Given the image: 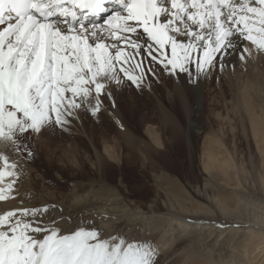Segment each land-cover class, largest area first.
<instances>
[{"label":"snow or ice","instance_id":"obj_1","mask_svg":"<svg viewBox=\"0 0 264 264\" xmlns=\"http://www.w3.org/2000/svg\"><path fill=\"white\" fill-rule=\"evenodd\" d=\"M253 49L264 53V0H0V201L16 191L8 154L31 161L33 141L116 109L121 74L141 93L165 74L196 85ZM47 212L0 214V264H157L148 243L104 240L94 226L64 234L38 219Z\"/></svg>","mask_w":264,"mask_h":264},{"label":"rangeland","instance_id":"obj_2","mask_svg":"<svg viewBox=\"0 0 264 264\" xmlns=\"http://www.w3.org/2000/svg\"><path fill=\"white\" fill-rule=\"evenodd\" d=\"M259 54L255 51L256 58ZM242 63L238 58L236 66ZM229 76L232 79L214 72L213 83L203 89L202 115L192 113L180 121L189 149L178 142L171 149V141L161 136L166 157H151L158 170L141 152L152 142L144 129L147 125L158 129L161 121L150 115L154 105L145 101L142 108L140 92L123 82L116 104L132 133L134 151L103 114L98 120L73 121L70 133H47L41 137V147L33 149L35 158L18 164L16 191L0 202L8 204L7 210L0 204V214L47 207L38 219L47 224L54 218L64 234L77 226H94L104 240L122 239L125 246L148 243L157 252V264H264V252H258L264 227L249 223L252 216L241 209L264 215V130L254 136L248 118L238 111L250 106L264 125V113L253 100L261 101L264 109V95L249 94L245 74L234 70ZM245 101H249L246 107ZM191 105L196 110L195 101ZM212 138L217 167L206 171L200 157ZM107 146L115 161L105 156ZM225 160L229 165H223Z\"/></svg>","mask_w":264,"mask_h":264},{"label":"bare ground","instance_id":"obj_3","mask_svg":"<svg viewBox=\"0 0 264 264\" xmlns=\"http://www.w3.org/2000/svg\"><path fill=\"white\" fill-rule=\"evenodd\" d=\"M104 18L105 17L103 16V19ZM92 19L93 18H89L88 21H85V24L90 26ZM96 22L100 23L99 20H97ZM141 39L143 40V37ZM184 42H186V40ZM109 43H111V41H109ZM244 43L247 45L248 42H244ZM169 55H170V49H169ZM137 59H139V57H137ZM263 60H264V55L262 53H260L256 58L255 51L252 50V55L248 56V58L245 61H242L243 63L241 65L236 66L237 61H238V56L236 55L230 56L227 61L228 67L224 71H220L219 69L218 70L214 69L206 77H202L199 80L198 84L196 85L189 84L187 82V79H188L187 75L184 73H181L178 76H174V77H169L167 74H165L164 76L161 77L159 81L153 78L151 80V90L145 87V90L142 93L140 92L142 96L141 97L142 100L139 99L140 102L142 103V108L144 107L143 105H145L144 104L145 101H147L148 104H153L154 112L153 113L150 112V115L158 117L159 120L161 121V125L158 129L156 128V126H153V125L152 126L147 125L146 128L144 129V133L150 136L152 140V142H149L150 143L149 146L143 149L141 152L143 154V157L146 156L145 160L146 158H148V156H150V159H147L150 162L148 164H151L149 166H151L153 170L160 169L157 167H153L155 165V161L153 159L157 156L159 158L166 157V155L163 152H161V150H163L162 149L163 142H162L161 136L165 135L167 137L166 139L171 141V145H170L171 149L173 145H175V143L177 144V142L184 145L185 148L186 147H188V149L190 148V145H188L185 141L184 133H183L184 131H183V127L180 121L188 118V116L191 115L192 113H195V114L199 113L202 115L201 107L203 104L202 102H204L203 89H205L207 86L209 87L210 84L213 83L212 78H213L214 72H218L219 75H226L228 78H230L229 71L236 70L238 72H241L246 75L247 80L245 81L244 87H246L245 89H249V94L254 95V97H257L258 95L263 96L264 95V63H263ZM240 62L241 61L239 60V64ZM147 63L148 61L147 59H145L146 66H147ZM159 67H160L159 65H153V68L158 69ZM191 68H192V71H195V65H192ZM121 78L123 82H127L126 80L123 79V74H121ZM234 80H239V77H236ZM215 83H216V86L219 87L220 85L219 78L215 79ZM146 84H147V81H146ZM113 87L115 86L113 85ZM114 95L117 100L119 96H122V93L118 92L117 90V91H114ZM250 99L251 98L249 97V100ZM253 100L255 101L256 106H258L256 108L258 109L260 114H263L264 109L261 104L262 102L260 101L261 102L260 103L258 99L256 98ZM194 101L196 104V110H195V107L191 105V102L194 103ZM248 103L249 101H245L244 106L246 107ZM245 110L246 111H242L241 109H238L239 112L245 114V116L248 118V122L250 124L252 134L255 136L257 132L262 133L264 130L262 116L255 117L256 114L250 110V106L245 108ZM101 114L107 117H110V119H112L114 124L119 129V133L122 136V140L124 141L125 145L133 152L134 151L133 145L135 142L129 136L132 133L130 132L126 124L123 122V113L120 112L119 108L118 107H116V109L109 108L108 110L103 111ZM141 119L143 118H140V120ZM262 141L264 142V140ZM33 143L35 144V148H40L42 145L41 144L42 139H40L39 142L34 141ZM214 143L215 142H213V138H212L210 142L205 145L202 151V154H201L202 156L200 157L201 164H203V169H205L206 171L212 170L214 166L217 167V165L215 164L217 162V156H215L213 152ZM152 144L155 147H153ZM188 153H189V159H191L192 158L191 152H188ZM104 154H106L105 156H107L109 160L115 161L116 157L113 156V152L111 151L110 146L105 147ZM8 155L10 159L14 158L13 161L15 163L20 164V165L24 163V160L19 159V157L17 156L12 155L10 153ZM152 156L153 157L155 156V157L151 159ZM138 158L139 157L137 156V159ZM205 163L207 164V166H205ZM224 164L229 165V162L225 160L223 162V165ZM162 178L164 179L165 176H162ZM0 204L5 210L8 209V204L6 203H0ZM4 209H2V211H5ZM241 209L244 212H249L250 215L252 216L251 219H247L249 223L254 222L255 225H260L264 227V215H254L252 214V212H250L246 208H241ZM178 220H180L181 225H184V226L187 225V227L191 226V224H188L187 221L184 219H178ZM199 224L206 225L211 228L219 227V224H215V223H199ZM260 243H261L260 246H258V250H259L258 252L263 253L264 252V238Z\"/></svg>","mask_w":264,"mask_h":264}]
</instances>
